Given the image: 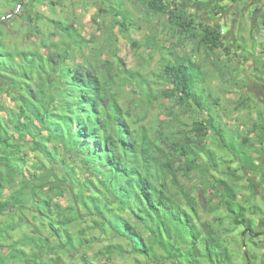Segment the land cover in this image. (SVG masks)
<instances>
[{"label": "trees", "instance_id": "1", "mask_svg": "<svg viewBox=\"0 0 264 264\" xmlns=\"http://www.w3.org/2000/svg\"><path fill=\"white\" fill-rule=\"evenodd\" d=\"M4 1L0 20L17 25L5 8L18 5L25 23L40 36L35 49L14 53L6 45L9 34L0 22V91L4 89L14 102L0 103V178L12 174L11 179L22 184L18 193L26 202L14 213H30L32 223L28 225L35 234H25L23 241L38 247L31 252L22 250L17 259L29 257L32 264H52L42 256L67 254L72 248L85 250L86 244L104 238L109 241L102 251L105 255L143 256L154 264H204L205 259L211 264H235L227 238L220 232L222 222L228 219L235 228L241 227L247 247V237L257 235L250 215L259 209L252 210L239 201L231 180L211 174L218 206L226 216L218 217L217 224L205 222L184 179L197 172L209 173L201 164L204 155L217 171L222 158L216 150L232 154L244 171L252 170L254 157L246 148H252L253 143L248 136H235L219 122V113L213 112L210 102L218 104L219 99L196 60L199 48L190 56L170 51L160 58L159 70L139 78L120 57L118 36L112 32L105 38L114 48L111 58L104 57L106 64L98 66L90 61L79 70L73 63L89 41L73 22L47 18L53 28L50 31H59V39L51 40L50 31L39 21L43 16L36 10V0ZM98 1L95 21L102 13H113L121 32L138 27L120 2ZM138 2L153 14L166 15L183 33L197 39L198 46L210 51L223 47L236 56L216 26L205 25L199 36L203 20L196 21L174 0ZM124 77L126 84L121 82ZM164 99L178 101L183 113L175 107L165 110ZM146 101L158 104L160 113L151 114L143 105ZM242 105L247 108L249 104ZM186 112L196 116L190 124L182 120ZM186 125H191L195 139L172 144L170 135L180 133ZM208 140L209 146L204 143ZM31 150L42 154L34 170L25 168ZM47 165L50 194L36 183L44 182L39 173ZM260 174L264 182V164ZM63 181H72L74 187H58ZM2 189L0 182V194ZM53 195L70 198L68 206L57 204ZM5 205L0 203V215H9ZM54 210L55 217L67 213L71 220L85 222L77 230L76 240L75 233L55 224ZM5 231L0 224V239ZM92 231L99 236L89 238ZM46 233L66 248L50 245L40 252L41 240L51 242ZM83 259L94 264L82 252ZM7 260L0 256V264H10Z\"/></svg>", "mask_w": 264, "mask_h": 264}, {"label": "rangeland", "instance_id": "2", "mask_svg": "<svg viewBox=\"0 0 264 264\" xmlns=\"http://www.w3.org/2000/svg\"><path fill=\"white\" fill-rule=\"evenodd\" d=\"M23 1L28 2L29 0ZM116 1L122 4L123 9L131 12L138 27L133 28L134 26H131L130 30L121 32L120 24L115 21L118 17L113 13H102L95 21L94 17L100 4L98 0H36V10L40 12V16H43L39 21L46 27L47 31L53 29L48 20L46 21L47 18H66L73 22L89 41L88 47H82V52L77 53L78 56L73 63L79 70L82 66H87L90 61L98 66L106 64L104 57L111 58L114 48L111 42H107L105 38L112 32L118 36L116 46H118L120 57L139 78L149 77L152 71L159 70L161 67L160 58L170 51L182 56H190L197 47L199 48L196 60L201 64L204 75L208 76L207 81L213 94L219 99L218 104L210 102L213 112L219 113V122L235 136L241 138L248 136L251 139L253 147L246 148V150L251 152L254 157V168L244 171L238 159L232 154L216 150L218 156L222 158L219 162V169L217 171L212 170L209 158L204 155L201 164L208 167L209 173L197 172V174L192 175V178L184 179L185 185L197 201L203 220L217 224L219 222L218 217H224L226 213L223 208L218 206L217 191L212 185L211 174L231 180L239 192V201L245 203L252 210L259 209L257 212L253 211L250 216L254 222V231L260 232V234L247 237L248 246L243 247L242 241L246 235L242 234L241 227L235 228L230 220L225 219L222 222L223 229L220 232L227 238L229 247L235 256V264H248V260L251 261L252 259L254 264H264V182L260 174L264 164V12L256 18L259 19L258 22H254L252 13V9L264 5V0H209V4H205L207 2L205 0L203 2H199V0H174L196 21L203 20V23L199 22L202 25L197 31L199 36L203 34L205 25L216 26L224 35V44L229 45L236 56L226 53L223 47L210 51L204 46H198L197 39L183 33L166 15L153 14L146 5L137 3V0ZM4 2V0H0V9ZM5 11L9 13L11 20L17 21V25L12 27V24L4 22V18L0 20L3 31L9 34L5 38L7 47L14 50V53L25 49H35L37 43L40 42V36L34 28L25 23L26 21L20 15L22 12L20 6L12 5L6 7ZM49 34L51 40L59 39V31H50ZM94 42L97 43L94 44ZM121 82L126 84L125 77ZM130 95L133 94L130 93ZM2 102L11 105L14 103L5 94L4 89L0 91V103ZM245 102L249 104L246 106L247 108L242 105ZM143 105L149 108L151 114L160 113L158 104H151L146 101L143 102ZM164 106L165 110L175 107L178 113H183L179 111L178 101L164 99ZM194 117L196 116L193 113L186 112L182 115V120L191 123ZM193 139L195 136L191 133V125H186L180 133L170 135L172 144L185 143ZM204 143L209 146L210 140ZM29 152H31L30 162L25 168L34 170L39 158H42V154L34 150ZM43 168L39 174L43 177L44 182L39 180L36 183L43 187L42 190L45 193L50 194L48 184H46L50 179V170L46 168L50 167L44 166ZM234 170L235 172H233ZM226 173L232 174V176L228 177ZM11 177H13L12 174L6 178H0V182L3 183L0 203H5L4 210L10 211L9 215H0V224L6 229L0 239V256L7 258L10 264H32L29 257L17 259L18 256L23 255L22 250L31 252L38 247L23 241L25 234L29 232V234L32 232L35 234V231L30 230L28 225L32 223L30 213L26 212V216L14 213L17 208L23 207L26 201L18 193L22 184L15 183ZM63 185L66 190H68V186L74 187L72 181L68 183L63 181L57 184L58 187ZM53 196L57 204L62 207L68 206L70 198L60 195ZM217 207L219 208L217 209ZM45 210L47 213L48 210L46 208ZM55 214L54 210L53 217L56 216ZM69 217V214L64 213L61 218L60 216L55 217L54 222L57 226L75 233L73 235L76 240L77 230L84 226L85 222L73 221ZM44 221H47L46 217H44ZM9 223H11L10 227L8 226ZM38 224L41 225L42 223L39 222ZM47 235L51 242L41 240L38 249L40 252H45L50 245L66 248L54 235ZM94 235L99 236V232L92 231L88 236L91 238L90 236ZM108 243L107 239L99 238V240L86 244L85 250L78 251L72 248L68 249L67 254L59 256L47 254L42 258L52 264L62 262L64 264H88L84 259L82 260L83 252L94 264H154L143 256L118 254L116 252L105 255L102 251L105 244ZM182 249H185L184 246ZM245 252L248 253L247 257ZM204 261V264H211V262L207 263L206 259ZM164 264L178 263L168 261Z\"/></svg>", "mask_w": 264, "mask_h": 264}, {"label": "flooded vegetation", "instance_id": "3", "mask_svg": "<svg viewBox=\"0 0 264 264\" xmlns=\"http://www.w3.org/2000/svg\"><path fill=\"white\" fill-rule=\"evenodd\" d=\"M252 13H253V20L254 22H258L259 19H256L258 18L259 16H261L264 12V6H259V8H254L252 9ZM255 18V19H254ZM260 234V232H257V235Z\"/></svg>", "mask_w": 264, "mask_h": 264}, {"label": "crops", "instance_id": "4", "mask_svg": "<svg viewBox=\"0 0 264 264\" xmlns=\"http://www.w3.org/2000/svg\"><path fill=\"white\" fill-rule=\"evenodd\" d=\"M205 1H207V2H205V4H209L210 3L209 0H205ZM213 1H215V0H213ZM247 1H249V0H247ZM199 2H203V0H199ZM199 2H197V3H199ZM262 6H264V5H262Z\"/></svg>", "mask_w": 264, "mask_h": 264}, {"label": "water", "instance_id": "5", "mask_svg": "<svg viewBox=\"0 0 264 264\" xmlns=\"http://www.w3.org/2000/svg\"><path fill=\"white\" fill-rule=\"evenodd\" d=\"M242 243H243V247H245V245H246V244H245V241H243ZM245 254H246V256H248V255H247V252H245Z\"/></svg>", "mask_w": 264, "mask_h": 264}, {"label": "bare ground", "instance_id": "6", "mask_svg": "<svg viewBox=\"0 0 264 264\" xmlns=\"http://www.w3.org/2000/svg\"><path fill=\"white\" fill-rule=\"evenodd\" d=\"M2 186H3V183H2ZM247 255H248V253H247Z\"/></svg>", "mask_w": 264, "mask_h": 264}]
</instances>
